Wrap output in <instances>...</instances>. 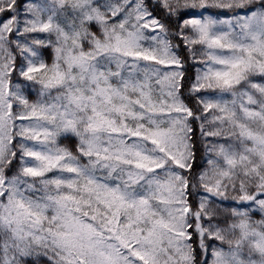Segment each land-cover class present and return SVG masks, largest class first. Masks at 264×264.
<instances>
[{
	"label": "snow or ice",
	"instance_id": "obj_1",
	"mask_svg": "<svg viewBox=\"0 0 264 264\" xmlns=\"http://www.w3.org/2000/svg\"><path fill=\"white\" fill-rule=\"evenodd\" d=\"M0 264H264V0H0Z\"/></svg>",
	"mask_w": 264,
	"mask_h": 264
}]
</instances>
